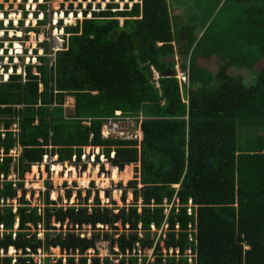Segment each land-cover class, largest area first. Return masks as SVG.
<instances>
[{
	"label": "trees",
	"instance_id": "trees-1",
	"mask_svg": "<svg viewBox=\"0 0 264 264\" xmlns=\"http://www.w3.org/2000/svg\"><path fill=\"white\" fill-rule=\"evenodd\" d=\"M130 2L121 11L90 4L85 20L63 28L55 68L42 57L41 78L30 67L26 80L0 85V264H264V135L238 138L264 129V0ZM173 3L185 7V23L175 22ZM40 7L48 17L49 5ZM176 55L189 87L176 77ZM215 57L216 75L200 65ZM244 70L255 84L246 86ZM118 112L143 118L140 141L103 138ZM87 147L103 148L120 173L135 166L134 180L119 183L123 207L108 192L111 207L100 191L91 203L95 183L73 204L67 183L66 204L51 200L47 183L34 206V167L50 155L79 168Z\"/></svg>",
	"mask_w": 264,
	"mask_h": 264
},
{
	"label": "rangeland",
	"instance_id": "rangeland-1",
	"mask_svg": "<svg viewBox=\"0 0 264 264\" xmlns=\"http://www.w3.org/2000/svg\"><path fill=\"white\" fill-rule=\"evenodd\" d=\"M9 0H6V2H8ZM48 2H51V0H47ZM130 0H52V4L50 5V14L48 15L47 21L48 23L44 26L39 27V32L41 33H36V34H32V37L30 39V42H32L31 44H29L28 46L31 45V49L37 48L38 45L39 49H41V43L48 41V54L46 52H44V50H38V52H34V55L31 54L32 58H35L37 56H43L45 55V57L49 56L51 59V62H53V58L51 57L52 55V51L53 48L56 49L57 46V42L60 43L62 46H64L65 42L67 41L68 36L66 35L65 31H64V27L66 26H74L77 25L79 20L83 21L86 19L83 11L84 10H88L90 4H93V11H99V7L102 8V10H106V8L108 7V5L110 3H114V4H118L119 5V11L123 10L125 5L127 3H129ZM134 2H138V0H134ZM131 3V2H130ZM101 4V5H100ZM172 7L175 9V11L178 14V17L175 19V22H183L185 23L187 21L185 14H186V10L184 6L181 5H177V4H172ZM54 8V9H53ZM68 11V14L64 15V13H66ZM74 12H78V14H74ZM63 13V15H62ZM57 14V15H55ZM92 15H89L88 18H91ZM13 17H18V15H16L15 12H13ZM61 18H63L64 20H62V23L60 25V23L55 26L54 22L55 21H60ZM70 21V22H69ZM33 26V22L32 25ZM35 26V24H34ZM13 34H16L15 32H13ZM22 34H20L21 36ZM19 48H21L19 46ZM219 57H215L214 61H202V63L200 64L202 68L210 71L211 73H214L215 75L218 74L219 70L222 68V63L219 61L218 59ZM174 61L176 62V69L178 73H183L182 71V66H183V58L180 55H176L174 56ZM23 65V63H22ZM239 74L241 76L245 77V84L246 86H251L253 84H255L256 79L255 77H253V75L251 73H249V71H242L239 72ZM76 104V99L73 98H69L67 100V110L68 113H73L71 112V107H73V105ZM15 126H14V130H15ZM17 130V129H16ZM264 135V129L261 131H250L247 129H241L240 132H238V138H239V144H243L244 141L246 140L247 137H252V136H244V135ZM243 135V136H242ZM20 152V151H19ZM99 153V152H98ZM101 157L100 158V163L102 165V173L104 172L105 176H101L98 178H94L92 177L93 175H90L91 173L90 168H88V170L85 171H81V169H78L74 166H71L70 164H65V165H57L56 166H61L64 170V172H61L57 178L56 173L52 170V166L54 165L52 163V161H49L47 165H45L46 168L48 169H42L43 166L39 167V171L38 173L34 172V169L32 171V174H28L26 176V189L28 191V200H32V198H35V200L33 201L34 206H39L41 207L43 204V201L45 199V193H46V184H52L53 186V191L51 193V200H53L52 198H55L54 201L58 200L59 197L62 198L63 203L66 204L67 201L65 199L66 197V189H64V184L67 183L69 188L74 190V198L72 199V201L70 202V204H73L74 201H76L77 198V191L83 190L84 192V198L87 197V191H90L92 188V184L95 183L96 184V190L93 189L94 191V197L92 198L91 203L94 202V198L96 196V191H100L101 192V198H102V202L104 203V205H108L109 207H111V200L106 198L105 193L108 192L112 195V200H114L117 203L118 207H123V202H122V197H123V189L119 187V183H123L124 188L127 187L128 183L130 181L134 180V177L132 180H127V181H119V182H113L111 181V169L112 166L109 163H106L107 160L103 159V150L100 153ZM16 166H18V162L15 161L14 163V168H16ZM73 167L74 169H76L77 172V178L74 177V175H70V177L68 178V180L66 179V174H67V167ZM97 166L94 168L92 174H95L97 171ZM104 169V170H103ZM132 172L134 174V169L135 166H131ZM41 170V172H40ZM89 173L90 178L91 179V183L88 186V188H85L83 185V181H84V177L85 174ZM76 178V179H74ZM59 180V181H58ZM71 180V181H69ZM81 180V181H80ZM103 180V181H102ZM11 181H18V176L16 174L13 175V177L11 178ZM58 181V182H57ZM102 181V182H101ZM109 181V182H107ZM78 183V188H74V183ZM106 183V184H105ZM102 184V185H101ZM103 186V187H102ZM108 186V187H105ZM57 194V195H56ZM21 195V194H20ZM118 195V196H116ZM54 196V197H53ZM21 197H23V195H21ZM133 203V194L132 191H129V195H128V200H127V204H131ZM15 206H17V203L15 202ZM92 233L90 232L89 236H91ZM100 247V252H101V257H107L109 255V248H110V244L107 242H101V244L99 245ZM11 254H15V251H12ZM54 256V258H61L60 253L55 251L52 253ZM149 258H151L152 252L147 253ZM47 257V256H45ZM45 257H39L37 258L38 261L41 262L42 258Z\"/></svg>",
	"mask_w": 264,
	"mask_h": 264
},
{
	"label": "built area",
	"instance_id": "built-area-1",
	"mask_svg": "<svg viewBox=\"0 0 264 264\" xmlns=\"http://www.w3.org/2000/svg\"><path fill=\"white\" fill-rule=\"evenodd\" d=\"M14 2H5V0H0V85L7 84L12 81L13 76H22L26 80L29 76L28 69L34 67V75L41 78V74L38 71L40 67H43L40 58L45 57L37 56L33 59L31 54L38 50H44L46 54V48L42 45L49 40L41 43V49L39 46L37 50L30 49L32 42L30 39L32 34L39 33V27L44 26L42 23L45 21V13L41 10L42 5L48 4L49 7L52 4L47 0H12ZM54 9V8H53ZM13 12L18 15V18L13 17ZM50 12V11H49ZM57 15V14H55ZM33 22V26L32 25ZM35 24V26H34ZM54 25H58V21L54 22ZM15 32L16 34H13ZM20 34H22L20 36ZM37 35V34H36ZM19 46L21 48H19ZM57 48L52 51L50 59V68H55L57 53L63 50L60 43L57 42ZM29 50V53L27 51ZM36 52V53H37ZM23 63V65H22ZM158 78V74H155ZM188 76V75H187ZM183 85L189 87L188 78L182 74L178 77ZM43 88V87H42ZM139 120V122H138ZM143 118H132L123 116L121 113H116L115 117L106 119L103 127V138L105 140H122V141H140L142 139L141 133V122ZM16 133H20L19 123L15 125ZM50 150L52 147H49ZM94 153V148H85V154L83 157V164L93 166L96 164V155ZM91 154H93L91 159ZM13 157L16 159L21 158V151H15L12 153ZM115 154H112V159H114ZM76 160V159H74ZM49 161L54 164L57 158H51L50 155L44 157L45 165ZM54 168H52L53 170ZM192 242H195V237H191Z\"/></svg>",
	"mask_w": 264,
	"mask_h": 264
},
{
	"label": "bare ground",
	"instance_id": "bare-ground-1",
	"mask_svg": "<svg viewBox=\"0 0 264 264\" xmlns=\"http://www.w3.org/2000/svg\"><path fill=\"white\" fill-rule=\"evenodd\" d=\"M16 18H18V17H16ZM70 22V21H69ZM106 160V159H105ZM104 163H105V161H104ZM107 163V162H106ZM39 169V167H35V169H34V172L35 173H38V170ZM112 171H111V173H112V175H111V181H115V182H119V181H121V180H123V181H127V180H129V179H131V167H127L126 169H125V171L122 173V174H120V172L117 170V169H111ZM67 174H66V179L68 180V178L70 177V175L72 176V175H74V177H76L77 178V172H76V169H74L73 167L71 168V166L70 167H67ZM54 172L56 173V176H57V178H58V176H59V174L61 173V172H64V170H63V168L61 167V166H54ZM89 173H87L86 174V176L84 177V181H83V185H84V187L85 188H88V186L90 185V183H91V179L89 178ZM76 178H74V179H76ZM59 181V180H58ZM57 181V182H58ZM69 181H71V180H69ZM81 181V180H80ZM103 181V180H102ZM101 181V182H102ZM107 182H109V181H107ZM106 184V183H105ZM102 185V184H101ZM103 187V186H102ZM105 187H108V186H105ZM57 195V194H56ZM116 196H118V195H116ZM54 197V196H53ZM53 200L55 199V198H52Z\"/></svg>",
	"mask_w": 264,
	"mask_h": 264
},
{
	"label": "clouds",
	"instance_id": "clouds-1",
	"mask_svg": "<svg viewBox=\"0 0 264 264\" xmlns=\"http://www.w3.org/2000/svg\"><path fill=\"white\" fill-rule=\"evenodd\" d=\"M42 10V9H41ZM43 11V10H42ZM46 15H45V21L47 20V12H45V11H43ZM50 14V13H49ZM62 15H63V13H62ZM64 15H65V13H64ZM62 20H64L63 18H61V20L60 21H62ZM44 21V22H45ZM60 21H58V24L60 23ZM39 33H41V32H39ZM30 49H31V47H30ZM36 50H37V48H35ZM37 52V51H36ZM27 53H29V50L27 51ZM182 74H184L187 78H188V80L190 81V78H189V71L188 72H186V73H182ZM181 73H178L177 72V69H176V77L178 78L180 75H182ZM188 75V76H187ZM43 87V91H44V86H42ZM74 99V98H73ZM67 108V107H66ZM118 113H121V112H118ZM122 114V113H121ZM142 133V132H141ZM142 137H143V135H142ZM129 142H135V141H129ZM137 142V141H136ZM87 148H91V147H87ZM92 148H94V153L93 154H95L96 155V164L95 165H93V166H88V165H84L83 164V162H82V164H80V166H79V168L78 169H81V171H83L84 170V168H85V166H87L88 168H90V173H92L93 172V170H94V168L97 166V168L98 169H100V173H99V175H101V176H105L104 174L105 173H102V165H104V164H102L101 165V163L98 161V159H100L99 157H101V152H102V150H103V148H100V147H92ZM99 152V153H98ZM84 154H85V148H84ZM93 154H91V159H92V156H93ZM113 154H115V153H113ZM115 156H116V154H115ZM84 157V156H83ZM52 159H53V157H51ZM54 158H57V157H54ZM74 159H76V160H73L74 162L73 163H77L78 162V159L77 158H74ZM103 159H106L105 158V156H104V154H103ZM111 159H112V155H111ZM114 159H115V157H114ZM18 160V159H17ZM107 160V159H106ZM58 162V158H57V161L54 163V165L52 166V168H54V166H56L55 164H57V165H60V164H58L57 163ZM107 163H108V160H107ZM41 166H43V168L44 169H48V168H46L45 167V165H44V161H43V164L41 165ZM41 166H37V167H41ZM35 168V167H34ZM77 168V167H76ZM88 168H87V170H88ZM113 169H115V168H113ZM86 170V171H87ZM53 171H54V169H53ZM86 171H85V173H86ZM119 171V170H118ZM54 201V200H53ZM74 202H76V201H74Z\"/></svg>",
	"mask_w": 264,
	"mask_h": 264
},
{
	"label": "crops",
	"instance_id": "crops-1",
	"mask_svg": "<svg viewBox=\"0 0 264 264\" xmlns=\"http://www.w3.org/2000/svg\"><path fill=\"white\" fill-rule=\"evenodd\" d=\"M16 1V0H15ZM5 2H6V0H5ZM11 3V2H14V1H12V0H9L7 3ZM74 110H76V104H74L73 105V107H71V112H74ZM42 169H44V168H41V170ZM41 170H40V172H41ZM118 170V169H117ZM96 173L95 174H90V175H93L92 177H94L95 179L96 178H98V177H100V175H99V173H100V169H97V171H95ZM120 174H122V173H120ZM85 176H86V174H85ZM133 177H134V174H133V172H132V170H131V179H129V180H132L133 179ZM89 178H90V176H89ZM90 179H92V178H90ZM121 181H123V180H121ZM114 182V181H113Z\"/></svg>",
	"mask_w": 264,
	"mask_h": 264
}]
</instances>
